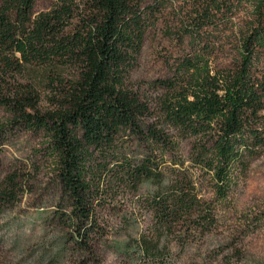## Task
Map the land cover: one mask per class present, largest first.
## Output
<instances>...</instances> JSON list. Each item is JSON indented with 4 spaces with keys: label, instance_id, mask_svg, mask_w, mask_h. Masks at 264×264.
<instances>
[{
    "label": "trees",
    "instance_id": "1",
    "mask_svg": "<svg viewBox=\"0 0 264 264\" xmlns=\"http://www.w3.org/2000/svg\"><path fill=\"white\" fill-rule=\"evenodd\" d=\"M171 1L54 0L35 14L36 0H0V83L32 67L55 85L53 107L44 112L32 85L11 87L7 95L0 90V104L24 128L45 132L55 176L71 202L77 241L85 242L93 229L92 199L99 191L108 192L112 182L135 190L157 182L150 208L160 236L136 241L144 264H161L166 256L161 236L175 224L195 219L202 231L215 218L213 210L203 209L190 175L176 173L184 164L177 155L182 139L193 140L188 160L209 176L219 203L250 161L264 153V72L256 71L264 49V0H238L253 3L258 22L243 34L234 68L215 65L212 39L217 19L231 11L233 1L194 2L177 35L188 36L189 49L175 60L169 77L154 81L156 96L144 99L133 90L130 74L146 34L171 12ZM147 118L153 122L143 126ZM131 139L145 155L127 154ZM167 157L172 160L165 170ZM112 158L118 168L106 179ZM7 195L0 189V202ZM246 220L245 230L259 222Z\"/></svg>",
    "mask_w": 264,
    "mask_h": 264
},
{
    "label": "rangeland",
    "instance_id": "2",
    "mask_svg": "<svg viewBox=\"0 0 264 264\" xmlns=\"http://www.w3.org/2000/svg\"><path fill=\"white\" fill-rule=\"evenodd\" d=\"M53 1L36 0L34 13L47 10ZM197 1L201 0H172L167 6L171 12L159 18L146 34L130 74L133 90L144 99L156 96L160 90L154 81L169 77L175 60L189 49L188 36L177 35ZM232 1L233 8L222 16L224 20L217 19L212 34L216 42L213 61L227 68L237 65L242 36L258 22L253 3ZM260 14L264 15V4ZM261 21L264 24V16ZM262 52L257 72H264V49ZM69 75L66 72L64 77ZM49 83L31 67L4 76L0 90L7 95L11 87L34 86L37 108L44 112L53 107L50 98L55 85ZM12 116L0 104V189L9 192L0 202V264H144L136 241L145 236L153 242L156 235L160 236L154 232L150 208V195L157 182L140 185L137 190L129 186L118 188L112 182L108 192L95 194L92 205L96 222L87 240L80 244L77 225L70 217L71 202L55 176L54 161L46 149L45 132L26 129ZM151 122L153 118H147L143 126ZM192 142L191 138L180 141L177 155L184 164L177 165L176 173L190 175L195 194L205 201L203 209L213 210L215 218L210 225H203L202 231L197 229L200 225L195 219L175 224L167 235L161 236L160 246L165 247L166 256L160 263L264 264V153L250 161L245 174L235 180L226 199L219 203L212 194L209 176L188 160ZM125 150L132 157L145 155L133 139ZM165 160L161 167L167 170L172 157ZM117 166L112 158L106 179ZM104 182L102 188L106 186ZM247 216L259 221L250 230L244 228Z\"/></svg>",
    "mask_w": 264,
    "mask_h": 264
}]
</instances>
